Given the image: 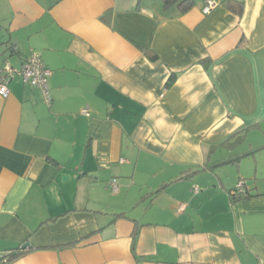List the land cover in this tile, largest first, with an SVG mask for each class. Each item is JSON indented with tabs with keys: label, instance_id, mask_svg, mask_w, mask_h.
I'll list each match as a JSON object with an SVG mask.
<instances>
[{
	"label": "crops",
	"instance_id": "1",
	"mask_svg": "<svg viewBox=\"0 0 264 264\" xmlns=\"http://www.w3.org/2000/svg\"><path fill=\"white\" fill-rule=\"evenodd\" d=\"M205 1L0 0L11 264H264V0Z\"/></svg>",
	"mask_w": 264,
	"mask_h": 264
},
{
	"label": "built area",
	"instance_id": "2",
	"mask_svg": "<svg viewBox=\"0 0 264 264\" xmlns=\"http://www.w3.org/2000/svg\"><path fill=\"white\" fill-rule=\"evenodd\" d=\"M219 7V2L216 0H206L205 6L203 8V13L209 15L214 9ZM52 71L46 67L42 59L41 53L33 52L29 62L22 69H15L9 64H5L0 67V95L6 97L9 94V89L7 82L12 78L20 77L24 83L31 85L35 88L43 89L48 95V79L51 77ZM86 115H89L88 111H84ZM110 188L113 192L117 193L119 191L117 179H113L110 182ZM195 192H198L199 189L195 188ZM237 194L244 193V185L240 182L237 185ZM5 254L0 255V258H5Z\"/></svg>",
	"mask_w": 264,
	"mask_h": 264
},
{
	"label": "trees",
	"instance_id": "3",
	"mask_svg": "<svg viewBox=\"0 0 264 264\" xmlns=\"http://www.w3.org/2000/svg\"><path fill=\"white\" fill-rule=\"evenodd\" d=\"M161 1L163 2L165 9L168 10V9L174 7V6H177L181 10V12L183 14L189 12L196 5V0H161ZM228 4H231V5L234 4L233 6L237 5L239 7V10L237 12L240 13V14L242 13V9H243V3L242 2L228 0ZM233 6H231V7H233ZM233 8L235 9V7H233ZM33 52H35V51H32L31 52L29 58L25 61V63L22 65V67L15 68V69H22L29 62V59H30V57H31V55H32ZM41 55H42V53H41ZM42 59H43V57H42ZM46 67H47V65H46ZM16 78H18V77L12 78L10 81H8L7 82V85L9 84V82L13 81ZM243 185L245 186V183L244 182H243ZM236 190H237V185L235 186V188H233L229 192V194L231 195V199H232L233 202L238 201V200H242V199H246V198H250L249 191H247L246 188H244V193H240V194H237L236 193ZM22 254L23 253H21L19 250L18 251H10V252H7L4 255L5 258H0V264H11L15 259H17L18 257H20Z\"/></svg>",
	"mask_w": 264,
	"mask_h": 264
},
{
	"label": "water",
	"instance_id": "4",
	"mask_svg": "<svg viewBox=\"0 0 264 264\" xmlns=\"http://www.w3.org/2000/svg\"><path fill=\"white\" fill-rule=\"evenodd\" d=\"M29 247V245H24L23 249H27Z\"/></svg>",
	"mask_w": 264,
	"mask_h": 264
}]
</instances>
